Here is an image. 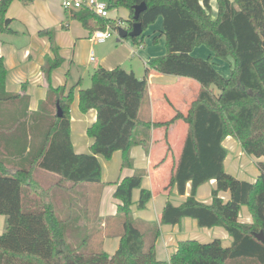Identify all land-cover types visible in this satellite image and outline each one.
I'll return each mask as SVG.
<instances>
[{
    "label": "trees",
    "instance_id": "1",
    "mask_svg": "<svg viewBox=\"0 0 264 264\" xmlns=\"http://www.w3.org/2000/svg\"><path fill=\"white\" fill-rule=\"evenodd\" d=\"M12 1L0 0V33L10 30L6 11ZM18 1L29 4L33 0ZM141 2L145 8L138 21L143 30L131 39L141 44L144 30L161 17L165 52L146 63L142 77L122 66L94 69L90 85L78 90L79 109L96 111L95 121L86 130L93 139L88 153H75L70 141V105L81 80L68 88L51 82L52 71L62 62L52 32L40 31L48 36L52 55H46L41 65L46 94L30 113L34 125L25 123L16 111L12 121L1 120L5 105L14 110L15 103L27 102L28 96L6 90V69L0 57V132L25 133L19 154L27 148L29 152L28 164L12 173L0 158V214L6 217L0 233V264H264V243L254 236L264 233V0H216L214 18L209 0H109L108 7L128 10L124 27L130 30L134 6ZM73 17L88 30L117 21L85 8ZM200 45L210 50L208 57L191 54ZM212 57L230 63L227 77L216 70ZM152 71L199 84L185 112L174 108L168 120L151 123L185 122L182 147L162 191L169 195L175 188L182 195L189 183V194L178 205L166 201L156 221L134 218L132 191L140 189L138 208H144L151 196L141 187L143 171L137 170L116 184L113 195L120 201L116 213L98 217L97 199L103 183L97 155L109 159L120 150L122 167L132 166L130 148L149 137L150 121L142 118L141 110L148 103L147 77ZM57 106L61 116L56 114ZM22 109L26 114L27 104ZM37 132L40 138L35 143ZM226 136L235 138L246 154L261 158L256 161L255 181L239 179L225 170L227 149L222 141ZM8 141L11 147L5 151L10 152L18 143L13 138ZM162 161L164 158L157 164ZM33 166L56 174L59 182L67 181L71 187L88 185L89 196L81 202L72 197L67 204L55 203L47 188L41 192L34 186ZM211 179L215 180L211 201L201 202L196 190ZM222 191L229 192L226 200L219 195ZM242 205L251 214L250 223L238 220ZM78 211L83 212L81 217ZM184 217L195 219L198 227L224 228L232 237L231 244L223 246L218 238L208 242L184 239L169 261L158 259L155 242L160 225L178 224ZM103 233L119 236L112 254L101 247Z\"/></svg>",
    "mask_w": 264,
    "mask_h": 264
},
{
    "label": "crops",
    "instance_id": "2",
    "mask_svg": "<svg viewBox=\"0 0 264 264\" xmlns=\"http://www.w3.org/2000/svg\"><path fill=\"white\" fill-rule=\"evenodd\" d=\"M209 4L211 16L214 18L217 12L216 0H209ZM76 11L75 9H64L61 0H33L29 4L13 0L8 6L6 16L11 19L10 30L0 33V57H2L6 69L5 88L13 93L24 92L28 99L27 102L17 101L14 110L11 108L13 106L5 105L1 113L3 122H10L16 117L13 111H16L27 124L34 125L36 121L30 113L37 109L40 100L44 99L46 94V83L41 73V65L46 55H52L48 36L40 34L41 30L52 32L54 42L59 47V54L63 57L62 63L52 71L53 86L65 84L68 88L72 82L75 83L78 80L83 82V74L89 70V67H92V73L98 66L108 69L122 66L126 70H132L137 77H142L146 63L165 52L164 35L161 33L162 18L158 17L148 27L153 29L152 39L156 38V43H161L160 50H154L153 40L151 45H147L144 39L141 44H136L130 37L119 38L116 34L118 44H109L107 50L96 57L95 45L106 43L110 36L102 42L90 40L89 36L93 30L86 29L73 17V13ZM116 12L115 15H112L110 10V18H116L122 22V26H125L128 10H125L124 14H120L118 10ZM196 51H201L202 56L197 55ZM90 52L93 55L91 61L89 60ZM210 53V50L204 45L195 47L191 52L193 56L203 58L204 56L208 57ZM215 59L212 57L214 67ZM218 61L224 62L225 66L222 67V70L226 72L225 77H227L230 63ZM73 64L80 66L82 72L78 71L77 67L73 72ZM147 83L148 103L143 106L141 114L142 118L150 121L149 137L142 144H136L130 148L132 166L122 167L120 150L114 151L109 159L97 155L101 165V181L103 183L97 199L96 213L98 217L103 218L116 213L117 205L120 203L113 195L116 184L137 170L143 171L141 187L149 190L151 196L144 208H138L140 189L132 191L130 208L134 218L156 221L166 201L169 200L172 204L178 205L189 194V183L182 195L178 194L175 188L169 195L162 191L174 161L180 153L186 134L185 122L177 120L164 126H153L151 123L168 120L173 115L174 108L185 112L190 102L196 97L199 84L189 78L154 71L149 73ZM81 87L83 85L80 84L75 88L74 98L70 105V141L75 153H88L93 139L87 135L86 130L95 121L96 111L93 108L85 112L79 109L78 90ZM25 104H27L28 111L26 114L22 109ZM25 136L26 134L22 131L20 133L0 132V158L7 163L6 169L9 173L15 172L20 166H26L29 162L28 148L19 154ZM35 136V143H37L40 132H37ZM9 138L17 140L18 144L15 145L13 151L7 152L5 150L11 147ZM222 144L227 149L224 160L225 170L239 179L255 181L258 175L256 161L261 158L246 154L240 143L232 136H226ZM162 158L164 161L157 164ZM31 170V179L34 186L37 187V191L44 192L43 190L47 188L51 199L59 205L72 201V197L74 199L78 197V202H81L89 196L88 185L71 187L67 181L59 182L58 176L54 173L44 171L36 166H33ZM214 187V179L203 183L196 190V199L210 203L211 190ZM219 195L226 200L229 197V192L222 191ZM44 197L47 199L48 195ZM79 212H76L77 216L81 217L83 212ZM238 220L243 223L252 221L251 214L244 205L240 206ZM5 225L6 217L0 214V233L4 231ZM101 226H104V221L101 222ZM214 238H218L223 246H229L232 241V237L224 228L220 226L198 227L196 220L191 217H184L180 223L174 225L161 224L160 235L155 242L156 257L169 261L180 240L196 239L200 242H208ZM118 243L119 236H109L103 233L101 247L108 254L115 251Z\"/></svg>",
    "mask_w": 264,
    "mask_h": 264
},
{
    "label": "built area",
    "instance_id": "3",
    "mask_svg": "<svg viewBox=\"0 0 264 264\" xmlns=\"http://www.w3.org/2000/svg\"><path fill=\"white\" fill-rule=\"evenodd\" d=\"M108 4L109 0H61V5L64 9L78 10L80 8H85L102 18H110ZM121 23L122 22L119 20L114 24L106 23L104 28L94 29L89 39L102 42L111 36L112 32H117V28L122 26ZM89 60H93L92 52H90Z\"/></svg>",
    "mask_w": 264,
    "mask_h": 264
},
{
    "label": "rangeland",
    "instance_id": "4",
    "mask_svg": "<svg viewBox=\"0 0 264 264\" xmlns=\"http://www.w3.org/2000/svg\"><path fill=\"white\" fill-rule=\"evenodd\" d=\"M116 10H118V12L120 13V14H124V12H125V8L124 7H118V8H116V9H113V10H111V14L112 15H115L117 12H116ZM153 33V29L151 30V28H147V29H145L144 30V32H143V39H144V41H145V43L147 44V45H151L152 43H151V41L153 40L152 39V34ZM116 32H112V35L108 38V40H107V42L106 43H104V44H102V45H95V49H94V53H95V56L96 57H98V55L99 54H101L103 51H105V50H107V48H108V45L109 44H118L117 42H116V38H117V36H116ZM125 39V38H124ZM153 46V48H154V50L155 51H157V50H160V46H161V43H154V45H152ZM163 47H164V51H165V46L163 45ZM197 55H199V56H202V52L201 51H196L195 52ZM70 54H71V52H70ZM62 57V56H61ZM204 58H206L205 56H204ZM62 60H63V57H62ZM217 60V61H216ZM218 60H220V59H215L214 61V63H215V67H216V70L220 73V74H222V75H226L225 73V71L224 70H222V67H224L225 65H224V62L223 63H221L220 61H218ZM62 63V62H61ZM220 63V64H219ZM226 63V62H225ZM72 71L73 72H75V67H77V69H78V71H81L82 72V68L79 66H77V65H75V64H73L72 65ZM92 67H89V70L87 71V72H85L84 74H83V82L81 81V85H83V87L85 86V87H87V86H89L90 85V75H91V71H92V69H91ZM74 74V73H73ZM72 84H74L73 82H72ZM71 84V85H72ZM70 85V86H71ZM245 206V205H244Z\"/></svg>",
    "mask_w": 264,
    "mask_h": 264
},
{
    "label": "water",
    "instance_id": "5",
    "mask_svg": "<svg viewBox=\"0 0 264 264\" xmlns=\"http://www.w3.org/2000/svg\"><path fill=\"white\" fill-rule=\"evenodd\" d=\"M145 8V3L141 2L140 4H137L134 6V12H133V19L134 22L132 24V28L128 30L126 27L119 26L117 28V34L119 38H125V37H135L139 36L142 33V25L138 21V17L140 12ZM57 116H61L62 112L60 108L57 106ZM254 236L264 243V233L262 231L254 233Z\"/></svg>",
    "mask_w": 264,
    "mask_h": 264
}]
</instances>
